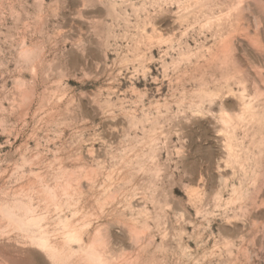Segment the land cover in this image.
Wrapping results in <instances>:
<instances>
[{"label":"rangeland","instance_id":"obj_1","mask_svg":"<svg viewBox=\"0 0 264 264\" xmlns=\"http://www.w3.org/2000/svg\"><path fill=\"white\" fill-rule=\"evenodd\" d=\"M24 205L62 264H264V0H0V264H54Z\"/></svg>","mask_w":264,"mask_h":264},{"label":"bare ground","instance_id":"obj_2","mask_svg":"<svg viewBox=\"0 0 264 264\" xmlns=\"http://www.w3.org/2000/svg\"><path fill=\"white\" fill-rule=\"evenodd\" d=\"M242 104H244V103H242ZM247 111H249V105L244 104L243 109H242V114L241 113L240 114L246 115ZM24 206H25V219L22 220V219L14 218V222L16 223V226L17 227H22V226L26 227L28 232L31 235L30 238L32 239V241L34 243H36L39 246V248L43 249V251H45L46 254L51 259H53L54 264H62L63 262L67 261L68 256L72 255L74 253L73 249L69 250L67 253L63 252V249L61 248L60 245L52 242V240L49 237L50 235L48 234V231H42L41 233L37 232V234L32 233L31 232L32 226L37 225L38 221L40 220L41 217H37V216L35 217L34 215L31 214V212H30L32 210L30 208L31 205L30 206L24 205ZM19 207H21V206L19 205ZM12 209H11V211H12ZM13 212H14V210H13ZM13 212H12V214H13ZM12 214H11V216H12ZM62 223H64V222H62ZM76 231L77 230H74V229L68 231V233L66 234V237H65L66 243H69L70 241H72L74 239L78 240L79 235ZM99 242H102V241H99ZM99 242H97V243L99 244ZM94 243H92V245H90L89 248L84 253L85 257L84 256L83 257L85 258V261L87 262V264H109L108 262L105 261V256H104L105 254H104V251L102 249V247L104 248L103 242H102V244L100 243V245H98L96 243L94 244Z\"/></svg>","mask_w":264,"mask_h":264}]
</instances>
